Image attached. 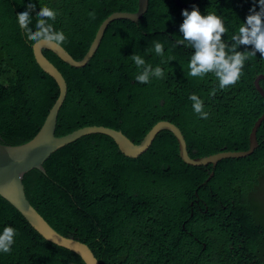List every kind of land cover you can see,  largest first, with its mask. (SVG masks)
<instances>
[{"label": "trees", "instance_id": "trees-1", "mask_svg": "<svg viewBox=\"0 0 264 264\" xmlns=\"http://www.w3.org/2000/svg\"><path fill=\"white\" fill-rule=\"evenodd\" d=\"M254 2L199 0L192 6L220 16L228 30L222 39L231 43V32ZM42 5L56 10L50 23L64 32L62 45L81 61L102 23L116 12L136 13L139 0H37L33 28ZM27 6L28 0H0V142L9 147L34 139L60 96L57 82L35 59V42L18 23L16 14ZM181 9L176 0H149L138 24L112 22L83 68L44 48L68 84L56 136L100 125L121 130L139 144L156 122L168 120L182 129L191 158L249 150L251 130L264 113L256 84L264 75V58L256 52L240 79L223 90L210 73L186 77L194 49L173 47L182 36ZM153 41L164 44L166 57L171 48L173 59L161 64L163 78L142 84L134 79L130 55L135 51L153 66L161 63L147 51ZM193 92L203 100L206 119L192 110L188 96ZM258 140L252 156L225 159L214 168L184 163L169 130H160L135 159L127 158L112 137L89 134L54 153L44 164L46 173L25 174L24 184L32 205L56 231L88 245L100 264H264V200L258 196L264 195V121ZM214 200L221 201L219 208ZM3 225L13 226L16 236L11 251L0 253V264H86L46 240L0 195Z\"/></svg>", "mask_w": 264, "mask_h": 264}, {"label": "water", "instance_id": "water-1", "mask_svg": "<svg viewBox=\"0 0 264 264\" xmlns=\"http://www.w3.org/2000/svg\"><path fill=\"white\" fill-rule=\"evenodd\" d=\"M176 1L181 8H189L193 3L199 0H194L188 4H183L181 0ZM148 3L149 0H139V8L136 13L116 12L106 19L100 26L89 51L81 61L74 59V56H72L62 44L45 45L43 43H34L33 50L35 59L41 69L57 82L60 88V96L34 139L18 147H9L0 142V195L7 199L46 240L52 243L55 241V245L78 254L86 264H100V262L88 245L60 235L32 205L26 194L24 184L25 174L34 169L46 173L44 168L45 162L58 150L83 136L102 133L112 137L120 151L127 158L135 159L149 149L156 134L160 130H169L178 139L180 157L184 163L192 167L213 165V167L216 168L218 163L225 159L247 158L255 154L259 147L258 131L264 121V113L251 130L249 150L240 152H221L201 158L190 157L187 142L182 130L176 124L167 120H161L154 124L141 139L139 144H134V142L121 130L100 125H90L62 136H56L59 114L68 95V84L60 70L44 55V48L55 52L62 61L71 67L83 68L88 65L96 54L109 25L116 20H128L138 24L148 9ZM262 80H264V75L260 76L256 83L258 89L264 96V88L261 85ZM213 175L214 172L211 173L209 180Z\"/></svg>", "mask_w": 264, "mask_h": 264}, {"label": "clouds", "instance_id": "clouds-1", "mask_svg": "<svg viewBox=\"0 0 264 264\" xmlns=\"http://www.w3.org/2000/svg\"><path fill=\"white\" fill-rule=\"evenodd\" d=\"M36 7L37 0H28V6L16 14L18 23L26 33L27 39L37 44L61 45L66 40V36L62 30L54 28L53 23H50V21L56 19V10L47 5L40 6L36 12L37 18L35 20V27L33 28L31 10ZM89 15L93 16L94 13L89 12ZM181 16L183 19L179 24V33H182V36H178L179 38L176 39L173 47H177V45L183 47L184 45L185 47L194 49L187 60L186 77L203 78L206 74L210 73L218 81L217 87L223 90L227 86L234 85L240 79L245 62L255 57L256 52H259L261 58H264V0H255L250 6L248 14L238 23L235 30L231 32V43H227L222 39V34L228 30L222 18L214 11H207L205 14H202L200 9L193 5L190 10L189 8H182ZM239 45H251L252 48L241 51L238 50ZM147 51H152L156 56L161 57V63L153 66L135 51L130 55L131 61L136 66L134 79L142 84H147L152 77L163 78L165 69L161 67V64L173 59L171 48L168 49L166 57L165 46L160 41H153L152 48ZM216 90L217 88L214 87L210 94H214ZM262 97H264L263 94ZM188 99L192 102V110L200 118L206 119L208 113L204 110L202 98L193 92L189 94ZM220 202L219 200L216 203L214 200L213 205L216 206L215 208H219L217 205ZM190 215L197 216L194 214ZM199 217L206 219L205 216ZM184 221L189 224L191 220L184 219ZM15 236L16 229L13 226L3 225L0 227V253H9L11 251L12 245L15 242ZM251 253L253 254V252Z\"/></svg>", "mask_w": 264, "mask_h": 264}, {"label": "rangeland", "instance_id": "rangeland-1", "mask_svg": "<svg viewBox=\"0 0 264 264\" xmlns=\"http://www.w3.org/2000/svg\"><path fill=\"white\" fill-rule=\"evenodd\" d=\"M261 200H264V195H258Z\"/></svg>", "mask_w": 264, "mask_h": 264}]
</instances>
